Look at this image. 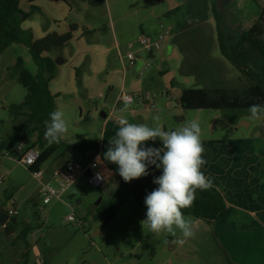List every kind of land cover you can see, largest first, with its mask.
I'll return each instance as SVG.
<instances>
[{"label":"rangeland","instance_id":"374dc122","mask_svg":"<svg viewBox=\"0 0 264 264\" xmlns=\"http://www.w3.org/2000/svg\"><path fill=\"white\" fill-rule=\"evenodd\" d=\"M17 1L19 10L30 15L22 29L32 33L34 42L50 34L65 35L72 25L78 27L70 45L45 56L55 65L62 63L56 65L55 77L49 83L56 109L65 113L69 128L62 143L72 146L86 140L100 144L104 122L117 128L122 120L158 124L164 131H173L196 121L207 149L209 143H221L212 146L220 153L234 144H249L260 156L259 162H264V119H249L250 112L240 110L239 102L209 106L203 90L194 87V78L181 73L183 57L173 45V34L185 26L184 12L176 21L163 16L193 0H106L103 10L92 9L82 0L65 4L41 0L32 6L33 11L24 0ZM263 9L264 0H223L218 14L226 18L229 34L234 36L238 29L251 27ZM160 37L164 39L161 50L149 59L138 41L158 42ZM130 53L133 63L142 60L141 71L130 65ZM18 60L24 70L37 74L24 47L13 46L0 57V142L12 134L10 108L21 105L26 97L18 84ZM225 75V82L234 85L236 76L231 72ZM121 93L136 99L148 95L151 103L136 100L131 107L116 109ZM262 100L264 105V96ZM110 138H105L108 147ZM146 146L162 148L163 144L157 139L146 142ZM10 158L15 162L16 156L11 154ZM95 161L98 173L109 181L102 197L80 179L66 198L48 205L43 204L42 179L33 178L24 167L19 166L11 177L0 174V264H233L229 256L236 253L233 249L241 233L230 235L228 243L222 242L225 247L219 244L224 253L210 228L194 219L195 239L181 244L171 241L182 236L157 238L140 223L146 219L147 210L140 209L130 195L123 201L117 199L120 178L111 174L101 159ZM149 184L143 185L146 194L152 192ZM72 209L75 222L69 223ZM9 212L16 214V222L8 219ZM3 226L10 227L12 234H6ZM236 256L243 257L238 252Z\"/></svg>","mask_w":264,"mask_h":264},{"label":"trees","instance_id":"16d2710c","mask_svg":"<svg viewBox=\"0 0 264 264\" xmlns=\"http://www.w3.org/2000/svg\"><path fill=\"white\" fill-rule=\"evenodd\" d=\"M24 1L33 11L35 9L32 6L41 0ZM51 1L63 4L68 2V0ZM82 1L92 9L103 10L106 6V0ZM183 12L185 26L178 27L173 34V45L183 57L182 75L194 78V87L203 90L209 106L239 102L243 108L240 110L248 111L251 105H262L264 9L251 27L238 29L234 36L229 34L231 27L229 29L226 26L228 25L226 18L218 14L215 0H193L186 7L177 8L163 17L176 21ZM29 18L30 15L23 14L19 10L17 0H0V57L13 46L24 47L37 70L34 76L23 69L21 60L17 61L18 84L26 91V97L21 105L10 108L12 134L8 140L0 142V149L13 151L18 144H25L28 149L37 151L39 159L32 168L28 169L31 176L39 174L43 168L49 174L62 173L71 164L86 168L99 157L98 159L106 164L108 170L120 178V191L116 198L123 201L125 195H130L140 209L147 210L144 203L146 191L142 186H133L120 177L118 170L100 156L98 142L79 140L69 146L61 141L49 144L45 139L44 122L49 120L50 113L56 110L55 98L49 91V83L55 77L57 70L54 62L45 56L70 45L78 27L72 25L65 35L50 34L34 42L32 33L22 29L23 23ZM225 72H231L236 76L234 85L225 82ZM76 80H80L77 70ZM157 187L158 185L155 184L152 191ZM196 197L193 207L181 211L184 216L206 224L214 235L218 248L224 253L217 241L213 226L225 216L227 205L214 188L208 191L198 190ZM3 230L8 235L12 234V229L8 226H3ZM25 234L24 232L21 237Z\"/></svg>","mask_w":264,"mask_h":264},{"label":"clouds","instance_id":"9594fccd","mask_svg":"<svg viewBox=\"0 0 264 264\" xmlns=\"http://www.w3.org/2000/svg\"><path fill=\"white\" fill-rule=\"evenodd\" d=\"M248 111L249 119H264V105H251ZM44 124L49 144L60 143L69 130L65 113L59 109L52 111ZM201 131L196 121L177 130L164 131L158 124L149 126L122 120L103 154L108 163L118 167L126 183L149 175V166L162 170V175L153 180L158 187L145 197L146 219L140 222L157 238L182 236L183 239L171 242L183 244L196 237L192 218L184 216L181 210L194 206L198 190L208 191L214 187L213 179L203 171L208 162L204 158ZM157 139L162 141V148L146 146V142ZM22 146L17 145L20 150ZM96 179L103 180L104 174L97 173Z\"/></svg>","mask_w":264,"mask_h":264},{"label":"crops","instance_id":"0c3cea01","mask_svg":"<svg viewBox=\"0 0 264 264\" xmlns=\"http://www.w3.org/2000/svg\"><path fill=\"white\" fill-rule=\"evenodd\" d=\"M153 56L154 55H149L148 58L152 59ZM130 65L135 68L137 72L141 71L143 68L141 59H138V62ZM102 116L105 117L103 119L105 121L107 119L106 116ZM118 129L119 127L117 128L110 123L104 122L102 132L104 140L100 143V156L102 158L103 154L108 149L105 138L108 135L112 138ZM209 144H211L209 149L203 145L205 149L204 158L208 162L203 166V171L206 176H210L213 179V188L220 193L227 205V213L220 222L213 226L219 243L225 247L222 242L228 243L230 235L233 233H241L242 236L233 249L236 253H232V255L230 254L229 256L233 264H264V189L262 187L264 184V162H259V157L256 156L255 149L249 144L248 146L244 144H234L231 148L223 149L221 153L212 147L213 145L221 143ZM255 158L256 160H254ZM111 165L118 170L115 164ZM19 166L21 165L14 162L10 157L0 159V174L11 177L17 169H19ZM154 168V166H149V175L133 180L130 184L143 187V185L145 186L150 183L149 185L153 187L155 185L153 180L162 175V170ZM26 171L28 172V170ZM59 173L60 172L49 174L46 169H44V172L41 170L40 174L43 175L40 183L41 187L43 184L45 185L47 183H52L54 187H57L62 181L61 177L58 175ZM50 175L52 178H50ZM81 179L84 180L86 187L90 191L97 193L100 197L104 195L103 192L109 185L108 177L106 176H104L103 179L104 185L99 190L91 189L87 185L86 179L84 177ZM70 189L71 187L68 189L64 198H66ZM101 206H103V203ZM71 211L74 213L73 209ZM73 216L75 222V213ZM26 225L30 226V221H27ZM237 252L241 253L243 257L238 258L236 256ZM232 257H234V259H232Z\"/></svg>","mask_w":264,"mask_h":264},{"label":"built area","instance_id":"2783aa9c","mask_svg":"<svg viewBox=\"0 0 264 264\" xmlns=\"http://www.w3.org/2000/svg\"><path fill=\"white\" fill-rule=\"evenodd\" d=\"M163 40V37H160L158 42H150L145 39H139L138 46L140 50L143 51L145 54L153 55L161 50L160 43ZM129 51H133V46L129 47ZM133 58V54L130 53L128 56L129 61L132 62ZM136 100L140 101L142 104L151 103V99L148 95H142L136 99L133 97H129L125 94H120L116 102L115 108L122 109L131 107L135 105ZM18 145H23L21 150L17 146L13 151H5L0 149V159L8 158L12 154L13 156H16L15 162H17L19 165L28 170L35 165V163L39 159V154L35 150L28 149L25 144ZM97 173L98 165L96 162L91 163L86 168H82L80 165L77 164H71L67 166L64 172L58 174L61 177L62 181L57 185V187L53 188L48 183L43 185V204L48 205L54 200L61 201L67 193L68 189L74 184H76L81 178H85L86 174H89V177L85 178L87 185L94 190L101 189L104 185V181L96 179ZM33 177H36V179H42L43 175L39 173L34 175ZM50 178H52V176ZM7 216L10 221H14L16 214L13 212H9ZM67 221L69 223H73L74 216L72 215L71 217H68Z\"/></svg>","mask_w":264,"mask_h":264},{"label":"water","instance_id":"95a60500","mask_svg":"<svg viewBox=\"0 0 264 264\" xmlns=\"http://www.w3.org/2000/svg\"><path fill=\"white\" fill-rule=\"evenodd\" d=\"M222 6H223V0H217V3H216L217 12H219L222 9ZM56 65L60 66V65H62V63L61 62H57ZM101 118L104 119L105 117L101 116ZM88 177H89V174H86L85 178H88Z\"/></svg>","mask_w":264,"mask_h":264},{"label":"flooded vegetation","instance_id":"af4514ba","mask_svg":"<svg viewBox=\"0 0 264 264\" xmlns=\"http://www.w3.org/2000/svg\"><path fill=\"white\" fill-rule=\"evenodd\" d=\"M254 142H255V141H254ZM255 143H256V142H255ZM257 144H260V142H257L256 145H257ZM254 149H255V148H254ZM259 157H260V156H259ZM223 250H224V249H223Z\"/></svg>","mask_w":264,"mask_h":264}]
</instances>
